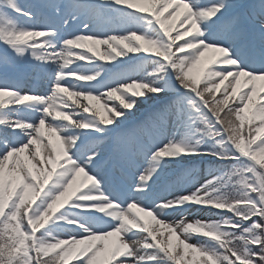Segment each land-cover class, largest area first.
Returning <instances> with one entry per match:
<instances>
[{
  "label": "snow or ice",
  "instance_id": "snow-or-ice-1",
  "mask_svg": "<svg viewBox=\"0 0 264 264\" xmlns=\"http://www.w3.org/2000/svg\"><path fill=\"white\" fill-rule=\"evenodd\" d=\"M0 264H264V0H0Z\"/></svg>",
  "mask_w": 264,
  "mask_h": 264
},
{
  "label": "rangeland",
  "instance_id": "rangeland-1",
  "mask_svg": "<svg viewBox=\"0 0 264 264\" xmlns=\"http://www.w3.org/2000/svg\"><path fill=\"white\" fill-rule=\"evenodd\" d=\"M101 50H102V49H101ZM213 55H214V53L209 52V53L206 54V57H211V56H213ZM147 107H148L147 105H142V106H141L142 110L145 109V108H147ZM157 227H158V226H157ZM161 230H162V229H161Z\"/></svg>",
  "mask_w": 264,
  "mask_h": 264
}]
</instances>
